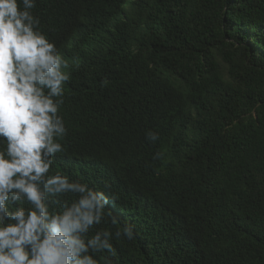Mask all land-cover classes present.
I'll return each mask as SVG.
<instances>
[{
    "label": "trees",
    "instance_id": "1",
    "mask_svg": "<svg viewBox=\"0 0 264 264\" xmlns=\"http://www.w3.org/2000/svg\"><path fill=\"white\" fill-rule=\"evenodd\" d=\"M32 11L71 73L51 171L115 196L90 234L134 225L98 264H264V0Z\"/></svg>",
    "mask_w": 264,
    "mask_h": 264
},
{
    "label": "clouds",
    "instance_id": "2",
    "mask_svg": "<svg viewBox=\"0 0 264 264\" xmlns=\"http://www.w3.org/2000/svg\"><path fill=\"white\" fill-rule=\"evenodd\" d=\"M36 3L0 0V264H98L94 254H114L113 239L133 240L134 225L118 226L112 217L113 230L90 234L107 222L115 196L51 171L64 151L67 128L59 113L71 73L40 30ZM68 193L71 203L51 208Z\"/></svg>",
    "mask_w": 264,
    "mask_h": 264
}]
</instances>
